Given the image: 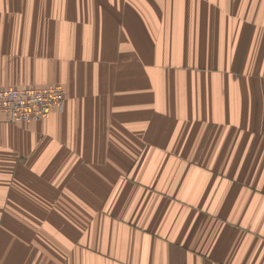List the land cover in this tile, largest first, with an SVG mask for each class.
Masks as SVG:
<instances>
[{
	"label": "crops",
	"instance_id": "1",
	"mask_svg": "<svg viewBox=\"0 0 264 264\" xmlns=\"http://www.w3.org/2000/svg\"><path fill=\"white\" fill-rule=\"evenodd\" d=\"M0 264H264V0H0Z\"/></svg>",
	"mask_w": 264,
	"mask_h": 264
},
{
	"label": "built area",
	"instance_id": "2",
	"mask_svg": "<svg viewBox=\"0 0 264 264\" xmlns=\"http://www.w3.org/2000/svg\"><path fill=\"white\" fill-rule=\"evenodd\" d=\"M67 101L59 85L0 89V123H32L62 112Z\"/></svg>",
	"mask_w": 264,
	"mask_h": 264
}]
</instances>
